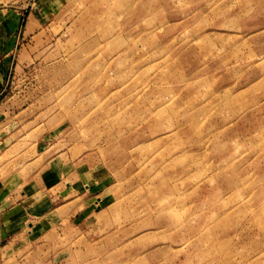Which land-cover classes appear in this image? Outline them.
<instances>
[{
	"label": "rangeland",
	"instance_id": "obj_1",
	"mask_svg": "<svg viewBox=\"0 0 264 264\" xmlns=\"http://www.w3.org/2000/svg\"><path fill=\"white\" fill-rule=\"evenodd\" d=\"M1 49L0 184L68 215L17 264H264V0H0Z\"/></svg>",
	"mask_w": 264,
	"mask_h": 264
},
{
	"label": "crops",
	"instance_id": "obj_2",
	"mask_svg": "<svg viewBox=\"0 0 264 264\" xmlns=\"http://www.w3.org/2000/svg\"><path fill=\"white\" fill-rule=\"evenodd\" d=\"M1 51L2 49L0 54ZM5 58L6 54H3L2 59ZM3 78L0 69V89ZM63 185L69 189L66 181ZM59 186L61 185H53L52 174H45L37 178L36 182L23 186L15 182L0 184V264H17V252L28 248L18 247L21 245L18 243L19 239H39L45 231L52 228L53 223L66 222L68 215L64 210L67 207L52 206L53 190L56 192ZM76 200L68 202L67 205ZM95 204L97 200L93 205ZM6 239V244L1 245Z\"/></svg>",
	"mask_w": 264,
	"mask_h": 264
}]
</instances>
